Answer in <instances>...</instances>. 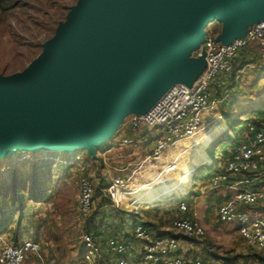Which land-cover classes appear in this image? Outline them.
<instances>
[{
    "label": "water",
    "instance_id": "water-1",
    "mask_svg": "<svg viewBox=\"0 0 264 264\" xmlns=\"http://www.w3.org/2000/svg\"><path fill=\"white\" fill-rule=\"evenodd\" d=\"M261 13L264 0H79L27 69L0 76V157L44 145L95 155L143 89L155 84L139 113L189 83L186 58L210 24L236 32Z\"/></svg>",
    "mask_w": 264,
    "mask_h": 264
},
{
    "label": "rangeland",
    "instance_id": "rangeland-1",
    "mask_svg": "<svg viewBox=\"0 0 264 264\" xmlns=\"http://www.w3.org/2000/svg\"><path fill=\"white\" fill-rule=\"evenodd\" d=\"M78 1L14 0L5 12L0 8V76L8 77L27 69L42 54L46 42L55 36L57 28L67 20ZM200 47V43L194 45L186 58L187 62L195 64L197 70L202 69V61L198 58ZM246 51L256 56L249 59V63H257L260 60L257 44L251 45ZM251 53L246 55H253ZM238 63L239 69L244 66L242 59ZM234 78L236 86L228 102L222 104L216 112L204 114L205 120L222 116V120L213 127V131L209 134L202 133L196 139L185 141L172 148V151L184 149L193 141L191 150L183 158L180 155L173 165L166 168V173L161 172L152 181L140 183L142 189L136 197L147 203L142 205L141 211L148 223L154 224L157 229L171 227L180 217L178 197L186 199V196L182 195H186L188 190L190 192L187 196L188 203L193 209L198 208L206 200L209 201V206L213 207L211 199L221 189H226L230 195L234 194L233 190H228L226 187L210 188L207 181L213 173L208 168L200 171L205 178L196 184H194L196 171L193 167L177 173L180 172L181 166L185 168V163L192 161L190 154L194 153L197 157L202 155V152L205 154L206 151L212 156L215 148L218 150L219 167H224L231 158L235 144L246 137L252 121L256 120L264 124V69L245 71L244 74L239 77L236 75ZM153 98L154 92L143 89L132 100L129 109L132 107L131 111H137ZM129 118L130 116H127L123 121L126 122ZM220 143L223 144L220 146ZM206 145L208 146L205 147ZM106 150L107 148L104 149ZM27 154L26 159L20 160L18 158L22 156L21 151L13 156L0 157V246L13 243L15 238L19 241L34 240L40 244L44 253V264H84L80 242L82 229L77 214L79 180L82 176H89L94 181L95 210H98L99 203L107 201V187L111 178L115 177V170L127 166L126 157L100 154L96 158H91L87 150L71 153L39 150ZM72 161L73 163L70 164ZM204 163L211 165V158ZM176 165L178 168L175 169ZM120 174L126 178L130 177L131 184L133 183L134 173L130 176L125 173ZM14 177H17L18 190L21 191L17 205L13 202ZM162 180L165 184H168V180L171 182L168 185L162 184L160 190L158 187ZM263 185L264 181L260 180L251 186L261 188ZM21 201L23 207L18 205ZM58 201L59 207L56 204ZM21 208L24 217L20 222ZM216 209L215 206L214 212ZM106 210L111 212L112 208L106 207L103 211H97L99 216L96 220L101 222L100 227L104 234L114 229L121 233H131L136 221V217L132 216L133 211L123 208L113 209L118 217L117 223L111 226L110 219H105L103 215L107 213ZM217 222L212 226V232L206 230L202 245L190 242L189 247L199 252H206L205 247L208 246L222 257L227 254L244 253L245 256L239 260L240 264H258L264 261V251L250 253L249 246L235 238L234 233H237L235 225ZM256 254H260V257Z\"/></svg>",
    "mask_w": 264,
    "mask_h": 264
},
{
    "label": "built area",
    "instance_id": "built-area-1",
    "mask_svg": "<svg viewBox=\"0 0 264 264\" xmlns=\"http://www.w3.org/2000/svg\"><path fill=\"white\" fill-rule=\"evenodd\" d=\"M200 44L198 58L203 63V72L199 78L193 83L172 84L147 111L135 113L127 121L135 141L157 134L148 160H158L169 148L213 131L222 116L205 120L204 114L216 112L228 100L230 94L217 97L215 89L222 87L224 79L234 72L242 51L257 44L260 60L245 64L238 74L264 69V20H258L245 36L227 44L208 33ZM123 143L129 144L130 140L124 139ZM29 152L32 153L22 150L18 159H26ZM260 180L264 181V128L250 124L246 137L235 144L227 165L212 175L209 186L213 189L228 187L234 191L231 198L219 206L218 221L235 225L249 247L264 251V214L253 213V210L264 209V188L251 186ZM130 184V177L111 178L106 191L109 207L138 212L142 205L147 204L136 197L142 188L131 189ZM95 193L94 181L89 176H82L79 180L77 214L82 229L80 242L84 264H211L205 259L181 253L188 250L190 242L202 243L206 237L205 227L193 219L175 220L172 229L159 236L141 221L134 224L131 238L95 240L85 230L88 217L95 210ZM178 198L179 210L187 213L188 203ZM30 262L44 264V253L38 242L23 240L18 244L0 246V264Z\"/></svg>",
    "mask_w": 264,
    "mask_h": 264
},
{
    "label": "crops",
    "instance_id": "crops-1",
    "mask_svg": "<svg viewBox=\"0 0 264 264\" xmlns=\"http://www.w3.org/2000/svg\"><path fill=\"white\" fill-rule=\"evenodd\" d=\"M263 17H264V13L259 14L253 21H250V19H248L249 18L248 16L246 18H243L242 20L239 21L236 32H227L226 28H225V22L224 21H216L207 27L206 32L208 34H211V35H214L217 37L224 35L227 40H234L236 38L245 36L247 30L251 27V25ZM214 24H216V25H214ZM246 50L242 51L240 53L238 59H237V66L235 67V70H237V71H236L235 75H237L238 77L241 75V74H238V69L240 67L238 65L239 60H241L244 57V55L248 59H253L256 57V56H254L253 53L246 51ZM247 53H251L253 55L247 56L246 55ZM257 53H258V51H257ZM258 55H260V52L258 53ZM202 72H203V63H202V69L196 70L194 72V74L188 80L189 83L195 82L199 78V76L202 74ZM233 74H234V72L228 78L224 79L222 87H218L217 89H215L216 90L215 94L217 97H220V96L226 94L224 83H226V81L228 79L232 78ZM154 86H155V84H151V85L146 87V90L149 87H154ZM131 108L129 109L126 116L122 119L121 123H119L118 128L116 129V132L113 133L108 138H106L105 140H103L102 142H100L98 145L94 146L95 155H92L88 150L87 151H88V154L90 155L91 158H96V157L100 156V154H102V156H106L108 154H111L110 156H114V157H117L118 155L125 156L127 159V162H128L127 166L125 168H122V169L117 168L115 170L114 176H121L120 173H123V174L125 173L126 175L130 176L134 173L133 174L134 178L132 177L133 183L130 184V188L131 189H135V188L139 189L141 187L140 183L143 184V183L152 181L157 175L161 174V172L163 174L166 173L167 172L166 168L173 165V162L180 155L183 158L184 155L186 153H188L189 150H191L190 146L193 144V141L189 147L172 151L171 149L178 146V144H177V145L169 148L168 150L164 151L158 160H153V159L148 160V157L150 156V154L152 153V151L154 149L157 134L146 136L144 139H142L140 141H135V139L131 135V132L128 128V125H127L128 120L126 122H124L123 120L126 119L127 116H131L135 113L141 112L142 108L138 109L137 111H131ZM124 139L130 140V143L124 144L123 143ZM212 139H214V137ZM207 146L208 145H206L205 147H207ZM105 148H107L106 151H104ZM78 152H80V151H78ZM204 153L206 156L211 158L210 155H208L206 151H204ZM190 155H191L190 157H192L191 158L192 161L186 162L185 163L186 167L184 168L183 166H181L180 172H177V173H182L190 167H193L195 170L199 166L204 165L200 159L201 155H197V157H195L196 154H194V153L190 154ZM178 164H179V162H178ZM205 166H210V165H205ZM176 168H178V165H176L175 169ZM211 177L212 176H210L209 180L207 181L208 183H209ZM170 182L171 181H169V180L167 181L168 184H170ZM162 184L168 185V184H165L162 180L160 186L159 187L157 186L160 190L162 189V187H161ZM262 187H264V185ZM226 188H228V187H226ZM259 188H260V186H259ZM219 189H221V188H219ZM228 190H229V188H228ZM188 194H190L189 190H188L187 194L184 195V197L186 196V199H184V200H186L187 203L189 200L187 198V196H189ZM231 195H230L229 191H227L226 189L219 190L218 192L215 193V196H213V198H212L213 200L211 199L213 207L209 206V203H208L209 201H207V200L205 201V203H203V204L201 203L200 206L196 209H193L191 207V204L188 203L189 211L187 213H182L178 208L179 213H180V217H178L176 220L184 219V218L197 220L205 227V229L207 231L212 232V229H211L212 226L215 225V223L216 224L218 223L217 222L218 221L217 213H218L219 206L222 205L223 203H225L227 200H229L228 198H230ZM215 206L217 209L214 212L213 209ZM133 212H134V214L132 213L133 214L132 216L136 217V221L134 222V224L141 222V221L145 222V224L157 236L162 235V234L166 233L168 230L172 229V226L171 227H162L160 229H157V227H155L154 224L148 223V221L144 218V214L141 210L138 212H136V211H133ZM133 226H132V228H133ZM234 234L236 235V237H235L236 239H238V240L240 239L241 241H244L240 237L238 231H237V233H234ZM197 243L201 244L199 242H197ZM244 243H245V241H244ZM205 250H207V251L206 252H204V251L199 252V251H196V249H193V247L190 248L188 246V250L182 251L181 253L189 255V257H193V258L197 257V258L205 259L207 261H210L211 264H225L222 259L220 261H217L216 259H214V254L217 256H220L217 253H215L214 250L208 248V246L205 247ZM254 251H257V250H254ZM257 252H262V251H257ZM220 257H222V256H220ZM259 263L264 264V261L258 262V264ZM233 264H240V263L238 261L237 263H233Z\"/></svg>",
    "mask_w": 264,
    "mask_h": 264
},
{
    "label": "trees",
    "instance_id": "trees-1",
    "mask_svg": "<svg viewBox=\"0 0 264 264\" xmlns=\"http://www.w3.org/2000/svg\"><path fill=\"white\" fill-rule=\"evenodd\" d=\"M14 0H0V8L2 11H6L10 8L12 2ZM249 59L246 58V56L244 55V57L242 58V63L245 65L247 63H249ZM237 70L234 71V74H233V77L228 79L226 81V83H224V86H225V92L230 94H233L234 93V90H235V86L234 85V80H235V73H236ZM228 102L225 101L224 104H226ZM253 125L257 126V127H260V128H264V124H262L261 122L259 121H252ZM248 130V129H247ZM217 142V141H216ZM236 143V142H235ZM238 143V142H237ZM236 143V144H237ZM223 144V143H222ZM220 143V146L222 145ZM214 145L215 142H214ZM202 151V150H201ZM217 148L214 149L213 153H212V156L211 159H212V164L210 166H205V161L208 159H210L208 156H206L205 154H203L202 152V155L200 156V159H201V162L204 164L203 166H200V168H196L194 171H196V175H195V183L196 184L198 181L200 180H204V176L201 175L200 171L203 169V168H208L209 170L212 171V173H216L218 171L221 170V168L219 167V163H218V160H219V157L217 155ZM227 165V162L224 164V167ZM223 168V167H222ZM14 185H13V195H14V199H13V202L16 203L17 205V202L19 200V197H20V192L18 189V183H17V177H14ZM57 204V207H59V201L56 203ZM19 206L23 207V201H21V203L18 204ZM106 207H109V201H105V202H101L99 203V206H98V210H95L94 212L91 213V215L88 217V220H87V223H86V227H85V230L91 234V236L95 239V240H99V241H105V239H107L108 237H115V238H118V239H128V238H131V233H121L120 231L114 229L112 231H110V233H107L104 234L105 232L102 231L101 227H100V224L101 222L100 221H96L97 220V217L99 216V212L97 211H103V209H105ZM111 208V207H109ZM107 213H104V217L105 219H110V221L112 222L110 225L112 226L113 224H116L117 223V215L113 212V208L112 210H110L111 212H109V210H106ZM20 212V211H19ZM253 213L257 214V213H261V214H264V209H261V210H253ZM127 214V213H126ZM19 217L21 218L20 222L22 221L24 215L22 213V208H21V213H19ZM103 217V218H104ZM20 241L18 239H14L13 240V243L14 244H18ZM82 248V246H81ZM250 253L254 252L255 251L252 249V248H248ZM82 253H83V248H82ZM260 257V254H256ZM245 256L244 253H238V254H235V255H230V254H227L226 256H223V257H220V256H217L214 254V259H216L217 261H220L221 259L224 261L225 264H233V263H237L241 258H243ZM83 259V258H82ZM84 263V262H83Z\"/></svg>",
    "mask_w": 264,
    "mask_h": 264
},
{
    "label": "bare ground",
    "instance_id": "bare-ground-1",
    "mask_svg": "<svg viewBox=\"0 0 264 264\" xmlns=\"http://www.w3.org/2000/svg\"><path fill=\"white\" fill-rule=\"evenodd\" d=\"M64 149L66 151H74L73 147L62 148V147L49 146V145L40 146L36 150H43V151H47V152H57V153H59V152H63Z\"/></svg>",
    "mask_w": 264,
    "mask_h": 264
}]
</instances>
